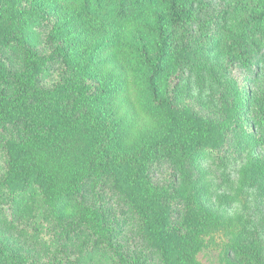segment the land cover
<instances>
[{
  "label": "trees",
  "instance_id": "trees-1",
  "mask_svg": "<svg viewBox=\"0 0 264 264\" xmlns=\"http://www.w3.org/2000/svg\"><path fill=\"white\" fill-rule=\"evenodd\" d=\"M210 8L206 0H0V264H146L120 241L116 217L97 207L105 187L140 221L159 264H204L199 253L217 235L240 233L235 219L202 206L192 177L200 159L232 151L231 135L247 136L245 93L224 90L220 120L172 94L185 67L226 75L206 59L218 39ZM25 16L51 21L48 55L25 42ZM191 25L200 32L177 47L176 31ZM226 30L244 70L261 75L264 0H242ZM248 98L261 144L264 97ZM164 163L175 178L157 183ZM228 243L235 264H264V242Z\"/></svg>",
  "mask_w": 264,
  "mask_h": 264
},
{
  "label": "rangeland",
  "instance_id": "rangeland-1",
  "mask_svg": "<svg viewBox=\"0 0 264 264\" xmlns=\"http://www.w3.org/2000/svg\"><path fill=\"white\" fill-rule=\"evenodd\" d=\"M206 1L211 3L209 12L218 16L217 24H213L209 29L218 39L213 40L211 48L206 52V59L225 68L226 75L218 73L217 77L220 79L216 80L209 73L192 71L185 67L181 77L174 81L172 94L182 107L187 106L196 113L220 120L223 114L219 97L224 90L237 85L245 93L242 118L245 125L248 123L247 136L243 133L229 136L232 151L200 159L192 177L197 181L196 187L200 192L202 206L223 219H235L242 227L234 238L217 235L215 241L203 248L198 257L204 264H235L233 248L224 247L226 241H229L228 247L252 241L264 242V141L259 144L254 140L260 129L252 126L253 114L258 108L257 103L252 104L248 98L264 97V71L258 76L244 70L237 56L238 50L235 49L236 39L226 32V29L233 26V18L241 9L242 0ZM10 8L12 5L6 6V9ZM22 23L25 26V42L39 53L48 55L51 46L47 43V35L51 21L29 19L25 16ZM199 32V27L195 25L188 26L185 30H177V47L187 44V40L192 43ZM63 70L61 66L53 78L61 79ZM3 167L4 152L0 148V174ZM174 170H177L174 165L164 163L155 169L153 179L157 183L172 180L175 178ZM97 199L100 211H107L116 217L119 239L131 249L129 251L137 254L146 264H159V255L143 240L140 221L127 204L118 195L113 194L110 187H105ZM109 262L107 259V264Z\"/></svg>",
  "mask_w": 264,
  "mask_h": 264
}]
</instances>
